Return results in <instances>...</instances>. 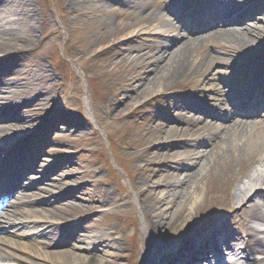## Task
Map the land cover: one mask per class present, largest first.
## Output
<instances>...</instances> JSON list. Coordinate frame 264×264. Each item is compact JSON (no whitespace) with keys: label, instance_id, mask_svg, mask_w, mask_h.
Wrapping results in <instances>:
<instances>
[{"label":"rangeland","instance_id":"obj_1","mask_svg":"<svg viewBox=\"0 0 264 264\" xmlns=\"http://www.w3.org/2000/svg\"><path fill=\"white\" fill-rule=\"evenodd\" d=\"M162 1L163 5L160 0H0V59L6 60L0 66V85L13 90L0 93V106L20 98L32 100L14 116L3 117L0 150L9 144L12 149L3 164H16L14 170L20 167L24 172L21 178L35 184L31 190L35 196L16 199L15 221L9 224L0 216V243L13 245L26 232L33 236L52 224L68 226L83 218L89 235L115 231L123 238L119 248L144 253V243L151 236L144 224L153 193L148 200L141 189L146 191L145 180L171 161L155 157L163 159L164 152H179L173 148L174 139L169 142L172 146L155 151L148 148L151 141L165 137L149 128L155 118L166 114L162 107L171 110L176 105L195 104L184 94L190 95L201 85V78L196 77L200 74L193 71L205 59V67L213 65L210 75L214 79L224 82L232 78L241 84L250 79L257 85L252 91L259 89L258 83L264 81V59L258 56L264 47V17L254 21L261 37L253 36L254 42L246 36L206 35L211 29L208 26L204 30L188 27L194 24L196 11L208 10L212 3H198L191 14L183 10L184 35H204L184 48L185 53L181 51L190 62L186 75H193L177 80L170 77L166 68L173 66V52L155 80L138 78L136 67L158 50L156 36L171 35V30L162 31L170 29L175 17L180 18L177 1ZM238 2L253 10L264 7V0ZM20 28L25 34L16 31ZM235 61L242 66L238 68ZM136 81H140L139 89ZM202 107L210 109L206 103ZM176 135L177 140L184 139L180 133ZM188 139L190 144L192 137ZM147 155L152 156L151 161L146 160ZM3 173L6 177L9 170ZM167 178L173 181L176 177ZM9 191L1 199L10 197ZM218 208L211 201L204 208L188 210L183 226L198 228L201 219ZM92 246L88 243L82 248Z\"/></svg>","mask_w":264,"mask_h":264},{"label":"bare ground","instance_id":"obj_2","mask_svg":"<svg viewBox=\"0 0 264 264\" xmlns=\"http://www.w3.org/2000/svg\"><path fill=\"white\" fill-rule=\"evenodd\" d=\"M223 3L220 1L214 9L216 16L223 20L217 19L215 27L209 26L214 28L208 29L206 35L246 36L249 42H254L253 36L260 35L259 26L254 21H259V16L264 17V7L256 8L255 16L233 20L229 19L232 14L245 16L248 9ZM169 28L163 32L171 30V35L161 33L156 36L158 50L151 53L150 60L136 67V73L140 75L138 78L144 77L146 82L155 80L160 75L161 66L169 63L172 57L169 54L174 52L173 66L169 65L166 71H170V77L175 80L191 76L193 72L200 74L196 77L201 78V85L190 95L200 102L209 101L212 109L209 112L202 109V115L198 116L176 105L171 110L167 108L166 114L155 118L149 127L153 133L165 136L151 141L149 149L155 151L161 146H172L169 142L174 139L176 143L173 148L177 147L179 152H164L163 159L155 157V160L171 161L162 166L157 172L158 176L154 174L145 180L146 191L141 189V192L147 193L148 200L151 199V192L154 194L147 206L149 217L145 218L144 230L149 231L151 236L142 264H264V96L258 93L260 99L256 96L248 111L232 114L230 107L243 103L251 95L250 92L244 88L232 96L228 95L224 82L232 88L236 85L234 79H224V82L214 79L210 75L213 65L211 68L205 67L206 59L196 64L198 71L186 75L190 62L182 54L185 53L184 48L203 39L204 35L200 32L194 36L184 35V30L173 21H170ZM16 31L24 33L21 28ZM256 38L261 39L259 36ZM5 61L4 58L0 59V66ZM228 61L231 62L230 59ZM139 84L140 81L135 82L138 89L141 87ZM2 88L0 93H13L11 86ZM31 101L30 98H20L17 103L1 106L0 130L5 129L1 123L3 117L14 116L22 105ZM193 107L198 108L197 105ZM166 117L172 118L171 121ZM176 133H180L184 139L177 140ZM191 137V143H186ZM146 160L151 161L152 156L147 155ZM22 174V171L18 173L19 176ZM168 176L176 178L170 181L167 180ZM160 178L163 179L161 183L158 181ZM31 186L25 184L23 188L19 187L20 196H35L32 189L29 192ZM211 201L224 210V217L212 226L201 229L197 235H192L191 231H187L190 225L183 226L188 210L204 208ZM164 207H167L166 211ZM82 225L80 222L77 229L69 230L52 224L42 230L40 242L22 241L16 247L0 244V264L127 263V260L119 262L127 256V252L119 248L120 239H123L120 234L112 231L91 236L90 231ZM88 243L94 247L82 248L83 244ZM137 253L138 250L136 256ZM107 255L113 258L109 259ZM249 255L255 256L250 258Z\"/></svg>","mask_w":264,"mask_h":264}]
</instances>
